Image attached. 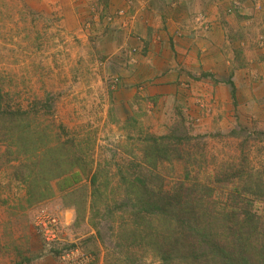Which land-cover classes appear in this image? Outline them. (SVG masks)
<instances>
[{"label": "rangeland", "instance_id": "obj_1", "mask_svg": "<svg viewBox=\"0 0 264 264\" xmlns=\"http://www.w3.org/2000/svg\"><path fill=\"white\" fill-rule=\"evenodd\" d=\"M72 4L75 0H0L1 105L35 118L45 133L37 146L64 142L76 150L69 172L50 183L45 177L42 184L49 183V192L36 200L28 195L32 185L26 175L17 177L18 163L6 162L7 144L0 140V264H66L65 255L76 250L90 254L94 264L110 257L119 264H160L137 239L129 249L117 242L123 228H133L131 214L148 199L145 190L168 196L178 192L190 202L200 198L216 210H247L264 220V201L234 198L233 186L221 181L231 165L264 167V83L256 80L247 92H256L254 98L240 106L232 99L234 109L222 106V115L212 97L198 103L199 117L178 106L165 112L143 105L121 121L113 114L114 98L106 93L99 62L86 58L88 45L79 42ZM152 139L167 155L146 153ZM74 158L78 167L72 166ZM41 207L60 216L57 244L45 245L34 232L32 222ZM127 257L133 260L125 262Z\"/></svg>", "mask_w": 264, "mask_h": 264}, {"label": "crops", "instance_id": "obj_2", "mask_svg": "<svg viewBox=\"0 0 264 264\" xmlns=\"http://www.w3.org/2000/svg\"><path fill=\"white\" fill-rule=\"evenodd\" d=\"M256 1L75 0L71 17L86 58L99 62L117 119L143 105L199 117L203 98L214 97L222 115V106L234 109L232 99L240 106L254 98L247 92L256 80L264 83V0Z\"/></svg>", "mask_w": 264, "mask_h": 264}, {"label": "trees", "instance_id": "obj_3", "mask_svg": "<svg viewBox=\"0 0 264 264\" xmlns=\"http://www.w3.org/2000/svg\"><path fill=\"white\" fill-rule=\"evenodd\" d=\"M1 98L0 95V140L7 144L6 162L18 163L15 168L17 177L26 175L28 185H32L29 197L42 199L49 192L50 181L69 172L67 167L76 150L64 142L56 147L37 146L45 133L39 130L35 118L19 108L3 107ZM151 144L145 148L146 153L155 150L161 153L159 155H167L164 147L155 146V139ZM242 161L246 162L243 156ZM31 165L36 167L35 172L30 169ZM74 165H80L79 158L73 159ZM25 169L29 173H25ZM221 176L225 186H233L234 198L264 201V167L262 170H246V167L235 164L227 167ZM45 177H50L47 185L46 180L42 184ZM42 185L45 189L40 191ZM35 186L37 191L33 189ZM145 193L148 199L138 197L143 199L140 208L136 207L131 214L135 219L133 228L128 226L129 231L122 229L124 234L118 239V245L129 249L131 241L137 239L136 243L145 246L160 264H264V220H260L256 213L245 210L242 215L235 210H216L203 205L200 198L190 202L187 196L178 192L174 196L147 190ZM127 234L129 236L125 237ZM252 237L261 240L260 244L249 242ZM127 260L133 259L127 257L125 262ZM104 263L119 264V260L110 257Z\"/></svg>", "mask_w": 264, "mask_h": 264}, {"label": "built area", "instance_id": "obj_4", "mask_svg": "<svg viewBox=\"0 0 264 264\" xmlns=\"http://www.w3.org/2000/svg\"><path fill=\"white\" fill-rule=\"evenodd\" d=\"M196 19L197 24L203 25L204 29L207 28L203 14H199ZM32 223L35 234L41 238L45 245L57 244L62 240L60 236L62 223L57 212L41 207L35 213ZM65 256L66 264H94V258L90 254L81 253L77 250L70 254L67 253Z\"/></svg>", "mask_w": 264, "mask_h": 264}]
</instances>
